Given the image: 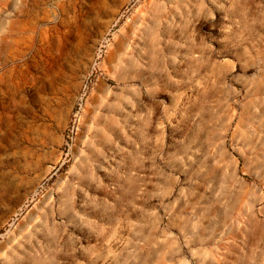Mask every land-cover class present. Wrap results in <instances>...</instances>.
I'll return each instance as SVG.
<instances>
[{
	"label": "rangeland",
	"instance_id": "obj_1",
	"mask_svg": "<svg viewBox=\"0 0 264 264\" xmlns=\"http://www.w3.org/2000/svg\"><path fill=\"white\" fill-rule=\"evenodd\" d=\"M0 264H264V0H0Z\"/></svg>",
	"mask_w": 264,
	"mask_h": 264
},
{
	"label": "bare ground",
	"instance_id": "obj_2",
	"mask_svg": "<svg viewBox=\"0 0 264 264\" xmlns=\"http://www.w3.org/2000/svg\"><path fill=\"white\" fill-rule=\"evenodd\" d=\"M43 215V214H42Z\"/></svg>",
	"mask_w": 264,
	"mask_h": 264
}]
</instances>
